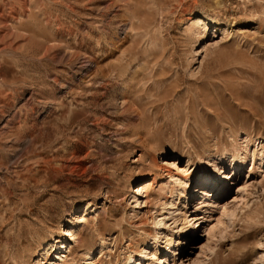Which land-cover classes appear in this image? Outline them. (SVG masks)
<instances>
[{"label": "rangeland", "instance_id": "374dc122", "mask_svg": "<svg viewBox=\"0 0 264 264\" xmlns=\"http://www.w3.org/2000/svg\"><path fill=\"white\" fill-rule=\"evenodd\" d=\"M158 258L264 264V0H0V264Z\"/></svg>", "mask_w": 264, "mask_h": 264}, {"label": "bare ground", "instance_id": "6f19581e", "mask_svg": "<svg viewBox=\"0 0 264 264\" xmlns=\"http://www.w3.org/2000/svg\"><path fill=\"white\" fill-rule=\"evenodd\" d=\"M222 154L218 155L216 157V159L218 160V159L223 158ZM216 159L214 158V160H216ZM234 159L233 160L235 162L238 161V163H239L238 165H241V163H242V157L241 156H236V157H234ZM209 161L210 160H205V161L202 160L201 163H200L201 167H199L200 168V173L198 174L199 178H198V182L197 183H198V185H200V188L198 189L200 194H199V198H197V200L199 199V201L196 202L197 205H196L195 208H197V210H199L201 213H203L202 211L207 209L206 208L207 205L208 206L209 205L212 206V204L216 201V198L211 200V201H208V198L210 196L214 195L217 192L216 188H217V186L219 184L218 180H217L218 169L216 168V163L209 164L210 163ZM171 180L173 181V179H171ZM154 181H155V178H154ZM148 184H151V183L149 182ZM147 185L145 186V188H147ZM181 193H183L182 197L180 196ZM176 194L177 195L179 194V196H180V199H179L180 202H179L178 205L180 207L184 208L186 203H187V199H188V197L190 195V189L189 188H183V187L175 189L174 193L172 195V199H171V201L169 203L170 205H174L176 203L175 198H174V197H176ZM159 223L161 224V222H159ZM212 227L214 228L213 224L210 225L209 234L215 233V232H213L214 230L212 229ZM66 232H68L69 234H74V233L71 232V227L69 229H66ZM157 233H158V231H157ZM212 237L213 236H211V238ZM153 240H154L153 243L155 245L156 244L155 237H153ZM154 245H153V252L155 251V246ZM142 250H144V251H139V256L144 255V253L146 251V247L142 248ZM149 252H151V251H149ZM153 252H152V255H153ZM157 260H158V264H161L160 262L163 261L161 258H158ZM128 261H130V262L133 261L132 256L128 257ZM53 263H55V262H53Z\"/></svg>", "mask_w": 264, "mask_h": 264}]
</instances>
